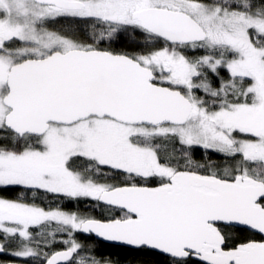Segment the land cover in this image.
Listing matches in <instances>:
<instances>
[{
	"label": "snow or ice",
	"instance_id": "1",
	"mask_svg": "<svg viewBox=\"0 0 264 264\" xmlns=\"http://www.w3.org/2000/svg\"><path fill=\"white\" fill-rule=\"evenodd\" d=\"M0 264H264V0H0Z\"/></svg>",
	"mask_w": 264,
	"mask_h": 264
},
{
	"label": "trees",
	"instance_id": "2",
	"mask_svg": "<svg viewBox=\"0 0 264 264\" xmlns=\"http://www.w3.org/2000/svg\"><path fill=\"white\" fill-rule=\"evenodd\" d=\"M59 247V245H57Z\"/></svg>",
	"mask_w": 264,
	"mask_h": 264
}]
</instances>
